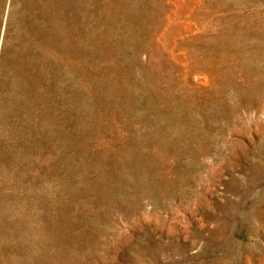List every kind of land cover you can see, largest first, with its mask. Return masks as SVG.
<instances>
[{
  "label": "rangeland",
  "instance_id": "1",
  "mask_svg": "<svg viewBox=\"0 0 264 264\" xmlns=\"http://www.w3.org/2000/svg\"><path fill=\"white\" fill-rule=\"evenodd\" d=\"M0 264H264V0H0Z\"/></svg>",
  "mask_w": 264,
  "mask_h": 264
}]
</instances>
